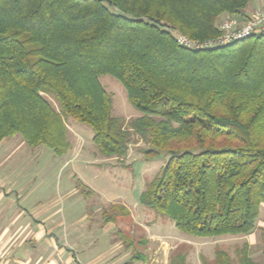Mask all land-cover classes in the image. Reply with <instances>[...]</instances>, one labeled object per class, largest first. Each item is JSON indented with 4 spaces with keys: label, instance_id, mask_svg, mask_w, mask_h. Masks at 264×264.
Masks as SVG:
<instances>
[{
    "label": "trees",
    "instance_id": "1",
    "mask_svg": "<svg viewBox=\"0 0 264 264\" xmlns=\"http://www.w3.org/2000/svg\"><path fill=\"white\" fill-rule=\"evenodd\" d=\"M250 1L0 0V142L19 134L63 156L71 117L125 166L141 140L144 156H169L138 197L145 208L195 237L250 233L264 203V35L193 50L169 29L216 36V18L246 16ZM102 74L140 112L127 126L112 115ZM260 242L264 257V229ZM252 255L248 242L234 259L217 248L213 264H262Z\"/></svg>",
    "mask_w": 264,
    "mask_h": 264
},
{
    "label": "rangeland",
    "instance_id": "2",
    "mask_svg": "<svg viewBox=\"0 0 264 264\" xmlns=\"http://www.w3.org/2000/svg\"><path fill=\"white\" fill-rule=\"evenodd\" d=\"M263 4L264 0H251L244 10L249 15ZM228 16L234 15L225 13L216 18L215 25L219 33L221 20ZM237 16L244 18L242 15ZM169 29L171 32L188 38L198 39L173 27ZM216 36L209 37V39ZM99 81L111 96L113 116L122 119L125 126L140 116V112L128 102L125 89L116 78L109 74H102L99 76ZM46 97L57 108L55 100L51 96ZM66 126L70 150L63 157L58 156L59 159H56L53 164L51 160L55 159V155L43 146L30 147L19 134L4 138L0 142V164L2 166L0 175L17 173L16 178H13V183L27 188L29 184L43 182V178L38 177L40 172L47 173L46 179L49 181L56 174L55 184L50 181L53 185L50 186L51 188L49 186L46 188L50 190V195L60 191L56 187L58 185L62 188L66 186L77 190V179L80 178L84 184L82 187L84 190L79 187V194L85 216L81 231L83 237L95 244L93 247L95 253L100 255L110 253L107 256L110 258L111 255V259L103 264H124L136 252V248L140 249L139 246H142L136 242L145 237L144 228L151 227H153L151 232L156 237L175 244L174 250L171 249L174 254L171 253L170 257L176 254H186V261L188 260L186 264H201L200 256H205L208 263L213 264L214 251L217 248L225 250L234 259L236 247L244 242L250 244L254 260L261 262L260 233L264 229V203L261 205L254 229L246 235L195 237L182 233L174 227L170 219L145 208L138 199L146 185L165 165L169 156L161 154L148 158L140 150L147 145L137 140L130 145L128 154L123 159L126 165L122 166L121 158L107 157L99 152L92 141L93 130L89 125L69 117L66 120ZM33 157L38 158V164L31 163L30 159ZM43 159H48L47 164ZM48 165L49 168L46 169ZM28 173L31 176L34 174L33 178L39 180L34 181L33 179L26 186L23 183H26L24 178ZM17 178H19L18 181ZM86 190L89 192L87 199L82 196V192ZM112 205H117L118 208L124 207L127 212L114 207L110 211ZM157 261L151 257L140 264H166L165 259L160 258Z\"/></svg>",
    "mask_w": 264,
    "mask_h": 264
},
{
    "label": "crops",
    "instance_id": "3",
    "mask_svg": "<svg viewBox=\"0 0 264 264\" xmlns=\"http://www.w3.org/2000/svg\"><path fill=\"white\" fill-rule=\"evenodd\" d=\"M57 157L51 160V164L59 159ZM30 161L35 165L39 163L35 157ZM48 168L49 165L46 169ZM28 174L24 178V185H28L33 179L39 180L33 178L34 174ZM46 175L47 173L40 172L38 177L43 178V182L29 184L27 188L13 183L17 173L0 175V264H103L110 260L111 255L110 258L107 256L110 253H95V244L83 237L81 229L85 216L79 187L73 190L55 185L60 191L50 195V190L46 188L55 184L57 175L50 179L52 185ZM77 180L83 183L80 178ZM82 196L88 198L84 191ZM152 229L153 227L144 228L145 237L136 242L142 246H139L140 249L136 248L135 253L146 259L133 260L132 255L124 264H140L151 257L156 262L157 259H165L168 264L175 244L156 237L151 232ZM189 256L190 254L187 258ZM261 263L264 264L263 255Z\"/></svg>",
    "mask_w": 264,
    "mask_h": 264
},
{
    "label": "built area",
    "instance_id": "4",
    "mask_svg": "<svg viewBox=\"0 0 264 264\" xmlns=\"http://www.w3.org/2000/svg\"><path fill=\"white\" fill-rule=\"evenodd\" d=\"M219 29V35L211 39H191L175 32H172V34L178 44L193 50L210 49L264 35V4L255 8L249 15H244V18L237 15L226 17L221 20Z\"/></svg>",
    "mask_w": 264,
    "mask_h": 264
}]
</instances>
